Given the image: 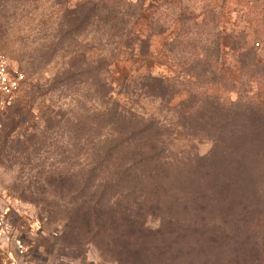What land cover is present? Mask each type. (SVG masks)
Here are the masks:
<instances>
[{
  "label": "rangeland",
  "instance_id": "obj_1",
  "mask_svg": "<svg viewBox=\"0 0 264 264\" xmlns=\"http://www.w3.org/2000/svg\"><path fill=\"white\" fill-rule=\"evenodd\" d=\"M263 33L264 0H0V44L12 68L25 75L0 111V196L28 258L264 264V247L252 240H198L138 211L89 215L75 206L74 193L49 190L46 178L89 162L77 145L78 120L107 107L108 88L112 100L127 107L138 101L142 113L167 123L179 147L210 154L211 138L189 136L194 129L181 123L204 120L206 134L216 135L212 106L264 103ZM121 37L128 46H119ZM97 72L102 81L96 83ZM67 74L73 77L64 79ZM126 93L134 95L130 102ZM4 260L0 250V264Z\"/></svg>",
  "mask_w": 264,
  "mask_h": 264
},
{
  "label": "trees",
  "instance_id": "obj_2",
  "mask_svg": "<svg viewBox=\"0 0 264 264\" xmlns=\"http://www.w3.org/2000/svg\"><path fill=\"white\" fill-rule=\"evenodd\" d=\"M123 38L128 40L121 37L119 46H128ZM255 61L257 67L263 64ZM259 77L264 89V71ZM94 78L102 81L98 72ZM111 91L105 109H89L78 120L77 145L89 162H81L75 173H47L49 190L74 193L75 206L89 215L138 211L159 218L173 232H192L198 240H252L264 247V103L212 106L220 130L216 135L206 134L204 120L181 123L194 129L189 136H209L214 142L212 152L200 156L179 147L167 123L142 113L138 101L127 107L112 100ZM126 95L130 102L134 95Z\"/></svg>",
  "mask_w": 264,
  "mask_h": 264
},
{
  "label": "built area",
  "instance_id": "obj_3",
  "mask_svg": "<svg viewBox=\"0 0 264 264\" xmlns=\"http://www.w3.org/2000/svg\"><path fill=\"white\" fill-rule=\"evenodd\" d=\"M24 83V73L12 68L9 57L0 44V111L21 90ZM9 211L10 209L3 204L0 196V244L4 241L13 246L12 251L4 250L5 253H8L5 256V264H32L33 262H30L27 256V246L24 239L17 234ZM34 261L35 264H44L38 260Z\"/></svg>",
  "mask_w": 264,
  "mask_h": 264
},
{
  "label": "crops",
  "instance_id": "obj_4",
  "mask_svg": "<svg viewBox=\"0 0 264 264\" xmlns=\"http://www.w3.org/2000/svg\"><path fill=\"white\" fill-rule=\"evenodd\" d=\"M3 246H6V242H4V241H2V243L0 244V250L4 254V256H7L8 253L7 252L5 253V251H8L9 252V251H12L13 249L10 250L8 246H6V247H3ZM34 260H38V259H36V258L35 259H30V262H33L32 264H35V261ZM38 261H40V260H38ZM4 264H5V260H4Z\"/></svg>",
  "mask_w": 264,
  "mask_h": 264
}]
</instances>
